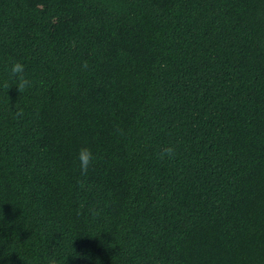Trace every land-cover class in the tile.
<instances>
[{"label":"trees","instance_id":"trees-1","mask_svg":"<svg viewBox=\"0 0 264 264\" xmlns=\"http://www.w3.org/2000/svg\"><path fill=\"white\" fill-rule=\"evenodd\" d=\"M5 80L0 264H264V0H0Z\"/></svg>","mask_w":264,"mask_h":264},{"label":"clouds","instance_id":"clouds-1","mask_svg":"<svg viewBox=\"0 0 264 264\" xmlns=\"http://www.w3.org/2000/svg\"><path fill=\"white\" fill-rule=\"evenodd\" d=\"M38 7L42 8L43 5H38ZM82 67H83V69H87V67H88L87 61L83 62ZM9 72H10V79L15 80V82H16L15 87L18 89L19 93H23L27 89H30L32 87V81L26 75L25 65L22 64L21 62H19V61L13 62ZM0 86H2L6 90H9L11 87L7 80H5L2 83V85H0ZM15 114L17 117L22 116L23 115L22 109L17 111ZM119 131H122V130H119ZM77 158L80 162V173H81V175H86L88 170H89V166L94 159L91 149H89L87 147L81 148L79 150ZM159 158L161 160L175 159V148L172 146H167V147L162 148V150L159 153ZM49 264H57V262L54 259H52L49 261ZM97 264H98V262H97Z\"/></svg>","mask_w":264,"mask_h":264}]
</instances>
